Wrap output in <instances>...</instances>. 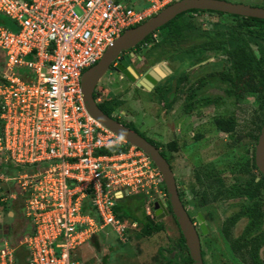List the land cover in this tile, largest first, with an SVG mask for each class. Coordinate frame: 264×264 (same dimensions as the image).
<instances>
[{
    "label": "built area",
    "instance_id": "1",
    "mask_svg": "<svg viewBox=\"0 0 264 264\" xmlns=\"http://www.w3.org/2000/svg\"><path fill=\"white\" fill-rule=\"evenodd\" d=\"M170 1L0 0L16 29L0 24V202L22 196L31 224L15 246L0 238V264H16L17 247L24 264H74V247L104 226L125 240L117 198L150 195L149 187L164 200L160 174L139 149L96 153L124 141L86 112L80 76L124 29ZM10 165L22 169L8 176ZM87 196L97 218L81 211ZM143 209L150 214L149 203Z\"/></svg>",
    "mask_w": 264,
    "mask_h": 264
},
{
    "label": "rangeland",
    "instance_id": "2",
    "mask_svg": "<svg viewBox=\"0 0 264 264\" xmlns=\"http://www.w3.org/2000/svg\"><path fill=\"white\" fill-rule=\"evenodd\" d=\"M126 1L133 6L148 2V0ZM225 1L258 7L264 6V0ZM220 16L226 18L228 14L223 13ZM220 16L207 10H193L185 11L182 15H177L168 21L166 25H176V22L181 20L180 18H189L196 22V28H199L202 33L201 36H195L197 31L191 30L192 38H186L181 43L178 42L180 44L176 49L180 50L175 55L165 58L167 59L166 63L173 66L177 74H181L182 69L191 63V60L197 61L200 56V54L196 57L191 56L181 49H186L195 41L202 40L206 32L213 31L211 29L212 22L216 21V25L222 27L221 22L226 21H223V18L220 19ZM165 26L160 27V31H164L163 27ZM154 34L156 36V33ZM241 34L243 35V32ZM149 37L148 35L144 41ZM248 43L249 48L256 53V43L252 41ZM147 44L151 45L149 41ZM138 46L140 43L135 45V47ZM164 48V50L171 49V51L175 49L173 45L169 44H165ZM149 54L152 55V52ZM205 54L204 58H217L221 63H226L228 60L223 51L213 53L208 50ZM109 71L110 68H107L94 86L95 99L108 102L114 109L111 113L113 118H117L123 123H129L143 136L155 141L158 149L164 152L172 168L181 202L186 208H189L190 215L193 216L199 212L203 217L206 232L203 234L199 232V239L204 250L205 264H248L242 260V253L233 252L228 245L229 238L239 235L246 223V218H237L228 227L227 237L222 234L221 228L223 223L228 222V215L238 211L239 204L250 203L244 196L224 194V190L231 184L243 182L244 174L241 175V178H235L237 170L233 172L230 170L237 169L250 158L251 148L255 143L250 135L257 134L258 125L262 123L263 109L258 106L260 91L257 90L261 85L257 84L255 90L250 91L247 88H242L244 85L240 84L239 88L241 87L243 92L239 98L224 95L213 105L208 106L205 105V102L200 101L203 107L195 105V110L187 112V96L192 93V89L198 81L196 76L201 71V66H194L190 69L191 76L186 80L187 85L178 87L179 93L175 94V100H171L173 102L169 106L165 105L167 103L164 104V100L170 99V97L166 98L167 88L163 97L161 93L153 89L133 88L128 80L117 79ZM163 82L160 81L159 86ZM228 114L234 116L235 126L231 132L225 133L215 128L212 118L216 115ZM196 133L197 135H195ZM172 139L176 142L174 150L166 147V144ZM136 150L132 149L131 152ZM213 171L218 173V179L214 178L215 175L212 176ZM12 175L14 172L8 173V176ZM206 175L210 176L207 178ZM157 184L161 190L160 182ZM10 188L13 189V186L11 185ZM148 190L150 195L143 191L138 192L143 196L141 197L144 200L143 206L148 204L150 199L155 198L149 187ZM14 192L17 191L14 190ZM260 192L257 198L263 204L264 188ZM162 198L166 199L165 194ZM22 199V196L15 194V197L6 202L4 208L0 207V238H7L12 246L17 244L18 239L22 234L27 233L31 226L30 221L23 215ZM133 202L137 201L130 200L127 205L133 206ZM134 212L138 215L139 207ZM158 214L160 215H156L157 219L163 225L160 231L148 237H142L137 233L138 227L136 225L132 227L130 220L124 218V241L117 239L110 226H104L91 234L79 246L74 247L71 258L80 259L79 261H92L88 264H171L173 261H181L178 254L182 255L184 251L179 250L175 245L178 232L171 214L167 210L160 211ZM262 226H264V217ZM85 241L88 245L84 243ZM160 247L163 250L158 253L157 250ZM261 250H259L260 255ZM79 263L83 264V262Z\"/></svg>",
    "mask_w": 264,
    "mask_h": 264
},
{
    "label": "trees",
    "instance_id": "3",
    "mask_svg": "<svg viewBox=\"0 0 264 264\" xmlns=\"http://www.w3.org/2000/svg\"><path fill=\"white\" fill-rule=\"evenodd\" d=\"M146 4H147L146 2L138 5L136 4L135 7L145 6ZM193 10L196 11L198 9H189L186 11H193ZM207 11L213 12L217 16H220L224 13L213 10H207ZM183 12L176 14L174 17L180 14L182 15ZM224 14H228V13H224ZM222 18L223 21H226L227 23L221 22L223 24L222 27L220 26L218 27L216 25V21L212 22L211 29L213 31L206 32L202 40L195 41L191 46L189 45L188 48L186 49L183 48L182 51L191 54V56H195V57L200 54L199 59L197 61L201 60L206 55V54H202V49L204 48L205 50L212 51L213 53L223 51V53L227 55L228 60H226V63L224 62L221 63L222 67L217 75L215 74V72H212L211 74L208 73L207 79L209 80L210 78H212V80H216V79L219 80L218 82L222 81L223 88L226 91L224 94L231 95L233 96V98H239L241 96L243 91L241 90V87L239 88L240 84L244 85L242 86V88H247V90L250 91L252 90L254 91L257 84L261 85L260 89L257 90L260 91V93L258 94L259 95L258 106L263 109L262 117H261V121L263 122L264 120V98H263L264 96V19L255 18V17H244L235 14H228L226 18L220 16V19ZM180 19L181 20H178V22H176V25L175 24L166 25L168 24L169 21L168 20L166 23L162 24L152 32L148 33L139 43L144 42V39L147 38L149 35L150 37L145 41L146 42L149 41V43H151L150 48H154V50L158 52L157 54H161V52L165 51L164 50L165 44L173 45L175 49L173 50L172 53L176 54L178 52V49H176L177 45L185 41L186 38L187 39L192 38L191 36H193L192 35L193 33L191 32V30L194 29L195 31H197L195 32V36L197 35L201 36L202 34L201 30L199 28H196L197 25L195 21H192L189 18H180ZM203 21H205V19ZM0 24L7 27L10 30L13 31L16 30L13 25V22L9 19V17H6L5 15L2 14H0ZM162 26H165L163 27L164 31H160V27ZM155 31L158 32V36L152 38V33H154ZM241 32H243V35L241 34ZM157 37L159 38L158 41L156 40ZM249 41L256 43V53H254L252 49L249 48L248 45ZM156 59H160V56H158V58L156 57L155 59H153L152 62ZM194 62L196 61L191 60V63ZM179 80L180 79H178V81ZM178 81H176V83ZM197 83L201 85L202 84L201 79H199ZM198 84L197 86H195L196 88L193 87L192 93L188 94L187 96V102H188L187 110H186L187 112L195 110L196 109L195 105H197L198 107L202 105L200 104V101L204 102L206 100V98H200V99L198 98L199 88H200ZM92 97L95 100V95L93 93H92ZM171 97H174V95L173 96L171 95ZM170 103H171L170 99L164 100L165 105L169 106ZM96 104L99 107V109L102 110L103 113L107 114L108 116H111V113L113 112L114 109L108 102L97 101ZM114 119L118 120L117 118ZM212 122L216 129L226 133L231 132L235 126L234 116L229 114L213 116ZM123 124L133 129L134 131L138 132L131 125L126 123ZM259 127L260 124L258 125L257 128L258 131H259ZM139 134L142 135L141 133ZM195 135H197V133ZM250 137L253 141H255L257 134L250 135ZM145 139L151 144H153L156 148H158L155 141L147 137H145ZM175 143H176L175 140L172 139L166 144V147L169 148L170 150H174ZM127 147H129V144L127 142H123L119 145H113L99 149L96 151V153L110 154L113 151L120 152L122 150H125ZM158 150L169 164V160L164 155V152L160 149ZM252 150L253 147L251 148V154L249 160L244 161L237 169L230 170V172L237 170L236 175H234L235 178H241L242 177L241 175L244 174L243 182L238 184H231L227 189L224 190V194L244 196L245 199H247L250 203L239 204L238 211L228 215V222L223 223L221 231L222 234L225 237H227L228 227L231 224H233L237 218L245 217L246 223L242 228L241 232L239 233L238 236L234 238H229L228 245L233 252L242 253L243 254L242 260L247 262L248 264H264V226H262V219L264 217V203L261 204L259 198H257L259 193H261L260 191L263 190L264 188V176L260 172H258V170L255 167ZM23 168L27 169L26 167ZM20 169H22V167H17V166L13 167L10 165L6 170V173H11L13 172V170H20ZM170 169L172 170L171 166ZM217 174L218 173H215L213 171L212 176L215 175L214 178L218 179ZM208 176L210 175H206L205 177L208 178ZM160 185L165 194V189L161 178H160ZM141 197H143L142 194L133 193V194L124 195L121 198H117L112 206V212L114 216L118 219L123 220L124 218H127L126 220H130V222H134L135 225L138 227L137 233L142 237H148L151 234L160 231L163 225L161 221L157 219V216L153 214L152 202H149L151 208L150 214L148 215L144 214V209H143L144 200ZM178 197L180 199L179 194ZM130 200H136L137 202H133L132 203L133 206L131 205L128 206L127 202H129ZM164 202L166 203L164 209L171 214L167 200L164 199ZM5 204L6 202L5 203L0 202V207L4 208ZM182 205L184 204L182 203ZM131 207H134V209H131ZM138 207L140 209V213L137 215L134 212V210H137ZM81 211L90 216L96 217L95 211L93 210V207H91L89 203V196H87L83 200L81 204ZM171 217L175 223L178 232L175 245L179 248V250L184 251V254L182 255L178 254V256H180L181 261H173L171 264H191V260L185 248L182 235L178 229V226L172 214ZM30 230L31 229H29L28 231ZM199 242H200L201 259L205 264L203 258L204 250L202 248L200 239ZM260 249H262L261 255L259 254ZM162 250L163 248L160 247L158 248L157 251L159 253ZM14 258L16 264H24V260H23L24 252L21 247L15 248Z\"/></svg>",
    "mask_w": 264,
    "mask_h": 264
},
{
    "label": "water",
    "instance_id": "4",
    "mask_svg": "<svg viewBox=\"0 0 264 264\" xmlns=\"http://www.w3.org/2000/svg\"><path fill=\"white\" fill-rule=\"evenodd\" d=\"M189 9L213 10L244 17L264 19V7L232 3L225 0H173L139 24L124 29L104 50L101 57L82 72L80 76V91L83 106L89 116L130 146L139 149L157 169L165 189L168 206L182 235L191 264H204L200 255L198 234L178 197L173 172L166 159L160 154L158 148L148 142L145 137L113 117L103 113L92 97L94 86L105 73L109 64L114 60H116L115 67L129 76L130 80H134L133 76L136 74L129 66L125 67L128 63V58L120 53L134 47L148 33L166 23L176 14ZM160 65L167 69L164 64L161 63ZM160 74L161 72H159ZM158 78L157 74L149 70V75H143V78L138 79L135 83L136 86L149 89ZM253 161L258 172L264 176V120L259 127L253 146ZM165 205L164 200L155 201L152 204L154 214L159 216L160 214L158 213L160 211H165ZM194 218L198 224L200 233H205L206 227L202 215L197 212Z\"/></svg>",
    "mask_w": 264,
    "mask_h": 264
},
{
    "label": "flooded vegetation",
    "instance_id": "5",
    "mask_svg": "<svg viewBox=\"0 0 264 264\" xmlns=\"http://www.w3.org/2000/svg\"><path fill=\"white\" fill-rule=\"evenodd\" d=\"M154 33H156V36H158L157 31H155ZM158 39L159 38L157 37L156 40L158 41ZM140 46H142V47H140ZM140 46H138V47L134 46V47L129 48L127 50H124L120 53L122 55H125L128 58V63L126 64L125 67L129 66L130 69L136 74L133 76L134 80H130L129 76L125 75L121 70H118L115 67L116 60H114L112 63L109 64V66H108V68H110L109 73H112L113 76L115 75L117 79L128 80L133 85V88L138 87L141 90V89H146V88L136 86L135 82L138 79H142L143 75H145V74L149 75V70H152L153 73H155L159 76V78L157 80H155V82L152 84V86L149 89L150 90H152V89L156 90L158 93H161L162 96L166 93L165 90L168 89V92L166 94L167 95L166 98L170 97V100L174 101L175 100V94L179 93L177 91L178 87L179 86L184 87L187 85L186 80L189 79V76H191L190 69H192L194 66H201V71L197 74L196 79H198V80L201 79L202 84L199 85L196 82L194 85V88H196L195 86H197V84H198V86H200L198 98L199 99L200 98H206V100L204 102L206 103L205 105L208 106L211 104L213 105L215 103V100L217 101L222 96L226 95V94H224L226 91L223 88L222 81L218 82L219 80H217V79L212 80V78H210L209 80L207 79L208 73L211 74L212 72H215V74L217 75L219 73L221 67H222L221 62H219L217 58L208 59L209 57H205V58H203L199 61H196L194 63H189L185 68L182 69L181 74L180 73L177 74L175 68L173 66H170L169 63H166L167 59H165V58H168L167 56L175 55L174 53H172L173 51H171V49H167L164 52H161V54H157L158 52L156 50H154V48H150V46H148V44L143 45V42H142V43H140ZM178 50H180V49H178ZM182 50L183 49H181V51ZM206 51L207 50H205V48L202 49L203 54H205ZM151 52H152V55L149 54ZM159 55H160V59H156L152 62V60L155 59L156 57L158 58ZM163 56H164V58H163ZM161 63L164 64L168 70L163 68V66L160 65ZM156 69H159V70H156ZM159 72H161L160 75H159ZM130 75H131V73H130ZM178 79H180V80L178 81ZM160 81H164L161 86H159ZM176 81H178V82L176 83ZM188 85H189V82H188ZM150 90H148V91H150ZM157 95H160V94H157ZM171 95L172 96L174 95V97H171ZM227 96L233 97L231 95H227ZM173 101H171V102H173ZM202 107H203V105H202ZM124 123H126V122H124ZM126 124H129V123H126ZM176 188H177V186H176ZM177 193H178V191H177ZM183 207L186 210L188 216L190 217V220L193 223V225L196 229V232L198 234V237H199L200 231L198 228V224L194 218L195 215H193V216L190 215L189 214V208H186L185 205H183Z\"/></svg>",
    "mask_w": 264,
    "mask_h": 264
},
{
    "label": "crops",
    "instance_id": "6",
    "mask_svg": "<svg viewBox=\"0 0 264 264\" xmlns=\"http://www.w3.org/2000/svg\"><path fill=\"white\" fill-rule=\"evenodd\" d=\"M84 243H86L87 245H88V243H87V241H85ZM79 246V245H78ZM93 251V250H92ZM94 252V251H93ZM73 260V262H74V264H81V263H79V262H83V264H88V263H90V262H92V261H86V260H81V261H79L80 259H72ZM96 263V262H95Z\"/></svg>",
    "mask_w": 264,
    "mask_h": 264
},
{
    "label": "clouds",
    "instance_id": "7",
    "mask_svg": "<svg viewBox=\"0 0 264 264\" xmlns=\"http://www.w3.org/2000/svg\"><path fill=\"white\" fill-rule=\"evenodd\" d=\"M139 43V42H138Z\"/></svg>",
    "mask_w": 264,
    "mask_h": 264
}]
</instances>
